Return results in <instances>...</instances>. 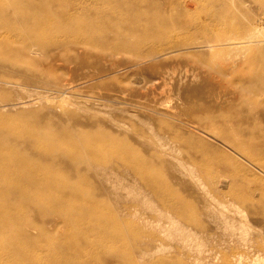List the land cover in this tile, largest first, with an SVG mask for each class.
I'll use <instances>...</instances> for the list:
<instances>
[{"label":"rangeland","instance_id":"374dc122","mask_svg":"<svg viewBox=\"0 0 264 264\" xmlns=\"http://www.w3.org/2000/svg\"><path fill=\"white\" fill-rule=\"evenodd\" d=\"M68 1L22 0L17 4L0 0L4 5L0 26H65L61 5ZM82 1L77 10L68 9L78 18L73 33H81L86 20H96L101 26L115 20L129 22L158 6L166 8L168 2ZM216 1L203 0L200 7L179 10L186 18L210 25L215 15V38L220 40L224 58L217 66L221 75L208 74L210 69L203 63L215 58L205 48L197 49L189 61L159 57L162 66L157 69L146 63L142 68L126 65L129 55L70 64L66 77L73 86L71 93L17 78L12 84L0 83V143L24 146L30 133L41 134L59 156L56 163L42 162L53 177V188L46 194L57 199L24 205L15 201L11 207L22 205L23 212L40 226L44 219L39 206L65 211L74 218L62 222L56 215L45 223L43 232L32 229L34 239L20 248L28 257L22 260L24 264H35L30 260L33 257L70 258L74 248L79 249L74 259L84 261L96 255L91 264H264V97L244 103L246 97L235 87L264 89V0H223V5ZM113 64L122 66L103 71ZM171 66L174 74L165 76L162 84L175 99L183 97L179 106L200 114L220 111L225 116L222 121L216 117L211 126L184 127L179 125L176 114L180 111L174 100L159 105L164 96L156 92L144 88L119 91L130 82L155 78ZM231 115L244 119L246 131H261L262 137L247 140L251 158L240 157L225 138L237 129L227 120ZM132 157H148L153 162L137 175L112 169L116 160ZM67 160L71 163L65 164ZM206 174L223 182V199L213 198L209 205L199 194H210L203 182ZM54 222L61 226L55 227ZM95 222L108 223L100 237L114 235L111 248L127 253L121 260L107 263L95 246H86L78 238ZM5 237L0 234V239ZM4 255L11 257L0 248V256Z\"/></svg>","mask_w":264,"mask_h":264},{"label":"bare ground","instance_id":"6f19581e","mask_svg":"<svg viewBox=\"0 0 264 264\" xmlns=\"http://www.w3.org/2000/svg\"><path fill=\"white\" fill-rule=\"evenodd\" d=\"M12 1L17 4L24 3L22 0ZM94 1L99 3L100 0ZM216 2L220 5L225 3L223 0H217ZM261 2L264 3V1ZM82 3V0H69L61 5L63 12L66 14L65 26H0V83L12 84L14 83L12 79L17 78L41 84V87L55 89L62 93H71L73 86L69 82L70 79L68 80L66 77L67 71L71 70L70 64L87 63L92 58L111 61L120 55H129L130 59L126 62V65L142 68L143 64L146 63L149 67L157 69L162 66V63L157 60L159 57L172 56L174 60L176 59L175 61L177 59H181V62L189 61L197 55L200 49L205 48L215 58L209 63H203L205 67L210 69V71H207L208 74H222V70L217 67L218 61H223L224 58L220 52L222 49L221 44L218 43L220 40L215 38L218 32L217 28L214 27L215 24H218V20L214 18L215 15H213L212 25H210L196 18H186L183 11L179 10V8L200 7L203 5V0H168L166 8L158 6L149 14L144 16L135 15L130 18L129 22L115 20L109 26H101L100 23L97 24L96 20L91 23L86 20L82 25L83 31L73 33L72 30L77 25L78 18L74 12H69L68 9L77 10ZM3 7V4L0 5V10H3ZM64 53L68 57H65ZM119 66H122V64H113L108 70L103 71L112 72ZM60 68H62L61 71ZM170 69L155 78L149 79L148 77V79H145L146 77H144V80L130 82L119 91L122 94L136 92L144 88L148 92H156L154 94H157V96H164L163 99L159 98L160 101L157 102L159 105H167L169 100H174L175 109L180 111L176 114L179 125L184 127L200 129V126H211L214 121L213 118L217 117L218 122L225 118L222 112L217 110L214 113L200 114L196 110H187L180 107L179 99L182 101L184 100L183 97L175 99L171 95L172 91L170 92L169 88L166 89L165 84H162V79L165 76L174 74L172 72L175 67L171 66ZM224 81L231 83L228 80ZM220 82L223 83V80H220ZM235 87L238 94L244 95V98L246 97L244 103L258 102L264 97L263 88L254 90L240 85ZM157 90L159 91L157 92ZM64 99L66 101V97ZM227 120L237 127L235 133L225 135L227 142L237 149L235 151L241 155L240 157L251 158L252 151L251 148L248 149L246 146L247 140L262 137L261 131L258 129L252 132L246 131L243 128L245 121L239 116L231 115ZM177 139L179 143L182 142L181 138ZM141 141L143 140L141 139ZM23 145L0 143V234L6 235L5 239H0V248L6 249L7 254L11 256H0V264H24L22 260L28 259V257H25L26 254H22L20 248L25 242L30 243L34 239L31 233L32 229L43 232L45 223L56 215L62 218V222L70 220L72 222L74 220L65 211L39 206V209H42L41 215L44 219V225L40 226L23 212L22 205L11 207L15 201H20L24 205L25 202L37 203L57 199L46 194L53 188V177L46 172L43 167L45 164L42 163L43 160L50 163L58 162L59 156L56 148L50 146V142L45 136L31 133L24 139ZM249 147H251L250 144ZM169 160L173 162V158ZM152 162L153 160L148 157H132V159L116 160V164L112 166L114 168H111L129 171L133 175H137L142 169L146 170ZM64 163L69 164L71 161L67 160ZM156 164L160 165L161 161L156 159ZM155 180L154 182H156ZM203 182L210 189V194L199 191L203 203L209 205L213 198L224 196L222 179L206 174L203 176ZM107 224H102V222L90 223L78 234V238L86 246H95L98 254L100 253L107 263H112L121 260L127 253L120 250L115 251L111 248L109 242L113 240V234L100 237L101 229L109 226ZM54 226L60 227L61 225L54 222ZM90 235H95V238L91 239ZM116 236L118 237V235ZM78 251L79 249L74 248L72 251L74 254H71L70 258L52 255L45 260L36 259V257L30 258V260L33 259L31 262L35 264H91L96 259V255L90 259H84V261L72 258L76 256ZM128 257L130 258L129 254Z\"/></svg>","mask_w":264,"mask_h":264}]
</instances>
